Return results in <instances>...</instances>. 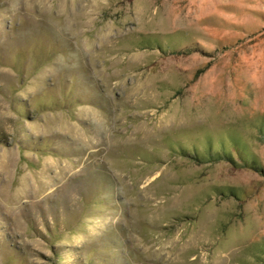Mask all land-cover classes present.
Here are the masks:
<instances>
[{
  "label": "rangeland",
  "instance_id": "obj_1",
  "mask_svg": "<svg viewBox=\"0 0 264 264\" xmlns=\"http://www.w3.org/2000/svg\"><path fill=\"white\" fill-rule=\"evenodd\" d=\"M0 264H264V0H0Z\"/></svg>",
  "mask_w": 264,
  "mask_h": 264
}]
</instances>
